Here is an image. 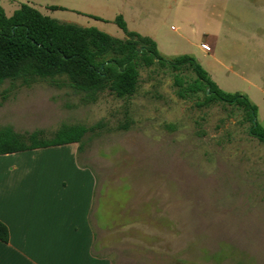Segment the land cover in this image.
<instances>
[{"label":"rangeland","instance_id":"rangeland-1","mask_svg":"<svg viewBox=\"0 0 264 264\" xmlns=\"http://www.w3.org/2000/svg\"><path fill=\"white\" fill-rule=\"evenodd\" d=\"M23 4L119 39L127 36L114 21L90 16L126 15L130 30L158 36L167 59L194 56L222 90L247 95L264 127V0H0L8 14ZM137 9L148 14L132 15ZM139 72L133 95L104 89L90 103L66 75L2 83L0 133L29 144L67 127L87 131L77 156H0V180L26 175L30 159L54 160L48 168L65 176L79 167L95 175L96 251L110 264H264V143L245 110L205 104L203 92L180 98L177 72L159 65Z\"/></svg>","mask_w":264,"mask_h":264},{"label":"trees","instance_id":"trees-1","mask_svg":"<svg viewBox=\"0 0 264 264\" xmlns=\"http://www.w3.org/2000/svg\"><path fill=\"white\" fill-rule=\"evenodd\" d=\"M51 10H60L58 6ZM96 20L98 17L90 16ZM114 23L126 34L119 39L95 27L61 22L23 4L11 16L0 6V85L6 80L66 75L71 86L85 94L90 103L104 89L120 97L133 95L138 87L140 66L159 65L174 73L177 95L187 98L199 92L205 104L222 102L245 110L250 133L264 143V127L258 122V107L240 92L222 90L194 56L164 57L150 37L128 30L123 16ZM190 70L196 78L185 82L178 72ZM87 129L82 126L60 130L49 141L31 138L27 144L11 130L0 133V156L79 143ZM0 241H9V229L0 221Z\"/></svg>","mask_w":264,"mask_h":264},{"label":"crops","instance_id":"crops-1","mask_svg":"<svg viewBox=\"0 0 264 264\" xmlns=\"http://www.w3.org/2000/svg\"><path fill=\"white\" fill-rule=\"evenodd\" d=\"M3 8L8 16L12 15ZM147 14L148 11L142 9L132 13L140 18ZM94 17L100 18L97 20L100 22L116 19L109 20L102 15ZM123 18L127 23L126 15ZM127 26L132 31L128 23ZM142 36L153 39L159 49L156 34ZM74 145L38 150L66 152L69 149L77 156ZM27 162L31 169L26 175H8L0 180V221L9 229V241H0V264H110L97 256L96 251L97 230L93 218L96 176L80 167L74 171L69 169V174L73 175L65 176L60 170L48 168L57 165L50 159Z\"/></svg>","mask_w":264,"mask_h":264},{"label":"built area","instance_id":"built-area-1","mask_svg":"<svg viewBox=\"0 0 264 264\" xmlns=\"http://www.w3.org/2000/svg\"><path fill=\"white\" fill-rule=\"evenodd\" d=\"M201 48L205 52H212V46L210 44H208V43H202L201 44Z\"/></svg>","mask_w":264,"mask_h":264}]
</instances>
